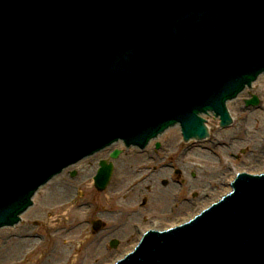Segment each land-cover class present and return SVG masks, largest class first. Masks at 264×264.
Returning a JSON list of instances; mask_svg holds the SVG:
<instances>
[{"label": "water", "instance_id": "water-1", "mask_svg": "<svg viewBox=\"0 0 264 264\" xmlns=\"http://www.w3.org/2000/svg\"><path fill=\"white\" fill-rule=\"evenodd\" d=\"M263 71L264 0H0V227L115 140L161 149L176 123L206 138L207 112L231 121L225 102ZM101 166L104 189L114 166ZM233 186L118 264H264V175Z\"/></svg>", "mask_w": 264, "mask_h": 264}, {"label": "rangeland", "instance_id": "rangeland-1", "mask_svg": "<svg viewBox=\"0 0 264 264\" xmlns=\"http://www.w3.org/2000/svg\"><path fill=\"white\" fill-rule=\"evenodd\" d=\"M252 94L259 97L258 105L246 103ZM241 95L238 109L231 107L234 124L224 129L213 119V133L201 145L182 142L174 127L159 138L161 149L155 142L149 148L116 144L122 150L117 159L105 150L56 176L41 188L37 205L22 215V223L0 229V264H108L134 240L136 227L154 218L184 216L193 205H203L206 194L207 201L212 199L217 185L210 178L220 175L227 185L230 170L264 168L263 78ZM257 112L259 119L251 121ZM152 158L158 164H143ZM102 159L113 161L115 170L107 188L99 190L93 176ZM142 165L149 169L140 176ZM97 219L104 222L100 230L93 228ZM114 238H119L116 247L111 246Z\"/></svg>", "mask_w": 264, "mask_h": 264}, {"label": "bare ground", "instance_id": "bare-ground-1", "mask_svg": "<svg viewBox=\"0 0 264 264\" xmlns=\"http://www.w3.org/2000/svg\"><path fill=\"white\" fill-rule=\"evenodd\" d=\"M259 78H263V80H264V77H259ZM259 80V79H258ZM256 85V84H255ZM255 85H254V87L253 88H255ZM252 88V89H253ZM244 92H246V91H243L242 93H244ZM241 96L242 95H240V96H238V97H236V99L233 101V102H229V105H230V107H233V110L235 111V110H237L238 109V102H241ZM234 111H233V113H234ZM261 114L259 113V112H257V113H255L253 116H252V119H251V121H253L255 118L256 119H259V117L258 116H260ZM212 119H213V116L212 115H210V117H209V128H211V121H212ZM172 128H174V127H170L169 128V130L168 131H170ZM176 128H178L179 129V126L177 125V126H175V128L174 129H176ZM180 131V130H179ZM165 133V132H164ZM164 133H162L161 135H160V137L161 136H163L164 135ZM159 137V138H160ZM156 139V138H155ZM154 139V140H155ZM153 140V141H154ZM198 142H200L199 143V145H201V142H203V140H198ZM151 145V144H150ZM195 146V145H194ZM192 149V148H191ZM149 161L148 160H146V159H144L143 160V164H152V163H156V164H158L153 158L151 159V161L148 163ZM81 163V162H80ZM138 169H142V170H144V171H141V172H143L142 174H140V176H143V175H145V174H147V172H146V170L147 169H149L148 168V166L147 165H142V166H139V167H137ZM155 169H157V165H156V167H155ZM190 169H196L197 171H199L198 169L199 168H197L196 166H192V165H190ZM95 171V170H94ZM134 172H137V170L135 169L134 170ZM236 175V174H235ZM92 176V175H91ZM234 177V175L233 176H230L229 177V179L227 180V181H224V182H229V180H231L232 178ZM145 180H147V178L145 179ZM210 181L211 182H215L216 183V188L211 192V195H212V200L211 201H214V200H216V199H218L220 196H223L225 193H227L229 190H230V187H229V185H228V183H227V185L226 184H224L223 183V178L220 176V175H217V177L215 178V179H212V178H210ZM223 183V184H222ZM222 184V185H221ZM210 196L209 195H207L206 194V197L203 199V201H204V203H206V198H209ZM163 198H165V197H161L160 199H163ZM159 199V198H158ZM160 199H159V201H160ZM158 201V202H159ZM210 201V202H211ZM31 209H33V206H29V210H31ZM22 214V213H21ZM25 214V212L23 213V215ZM173 225V224H172ZM135 234H137V232L135 233ZM136 237H137V235H136Z\"/></svg>", "mask_w": 264, "mask_h": 264}, {"label": "flooded vegetation", "instance_id": "flooded-vegetation-1", "mask_svg": "<svg viewBox=\"0 0 264 264\" xmlns=\"http://www.w3.org/2000/svg\"><path fill=\"white\" fill-rule=\"evenodd\" d=\"M166 183H167V181H166ZM174 203H176V201L173 202V204H174ZM194 208H195V205H193V206L191 207V209H190V210H187V211H191V210H193ZM187 211H186V212H187ZM186 212H185V213H186ZM179 218H180V217H176V218H174L173 220H171V219H165V220H163V221H162L161 219H159V218H154V219H159V220H160L159 223L162 222V225L159 226V227H160V228H164V227H166V226L172 224L173 222H175V221H176L177 219H179ZM154 219H152L151 222H152ZM151 222H150V223H151ZM150 223H149V224H150ZM149 224H148V225H149ZM135 229H138V227H136ZM118 239H119V238H118Z\"/></svg>", "mask_w": 264, "mask_h": 264}]
</instances>
